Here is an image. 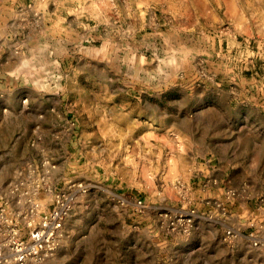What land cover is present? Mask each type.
<instances>
[{"label": "rangeland", "instance_id": "obj_1", "mask_svg": "<svg viewBox=\"0 0 264 264\" xmlns=\"http://www.w3.org/2000/svg\"><path fill=\"white\" fill-rule=\"evenodd\" d=\"M0 71V188L75 199L30 264H264V0H0Z\"/></svg>", "mask_w": 264, "mask_h": 264}, {"label": "built area", "instance_id": "obj_2", "mask_svg": "<svg viewBox=\"0 0 264 264\" xmlns=\"http://www.w3.org/2000/svg\"><path fill=\"white\" fill-rule=\"evenodd\" d=\"M77 188L83 186L79 184ZM28 204L26 208H15L0 188V264L41 263L52 257L60 246L75 199L71 192H62L53 196L54 205L49 210H42L35 198H30ZM138 206H142L141 201ZM193 214L194 211L180 213L178 223L190 227Z\"/></svg>", "mask_w": 264, "mask_h": 264}, {"label": "crops", "instance_id": "obj_3", "mask_svg": "<svg viewBox=\"0 0 264 264\" xmlns=\"http://www.w3.org/2000/svg\"><path fill=\"white\" fill-rule=\"evenodd\" d=\"M1 72V71H0ZM7 85V84H6ZM8 86V85H7ZM5 88V87H4ZM15 88V87H14ZM0 91H1V87H0ZM5 105H9V102L7 101V102H5ZM217 161H218V163H219V165H221V166H225V161L222 159V158H220V157H217ZM226 164H227V166H231V163L229 162V163H227L226 162ZM226 169V168H225Z\"/></svg>", "mask_w": 264, "mask_h": 264}]
</instances>
